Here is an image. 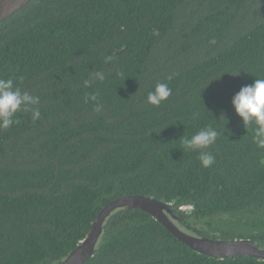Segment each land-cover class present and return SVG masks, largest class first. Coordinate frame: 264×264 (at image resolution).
I'll list each match as a JSON object with an SVG mask.
<instances>
[{"label":"trees","instance_id":"obj_1","mask_svg":"<svg viewBox=\"0 0 264 264\" xmlns=\"http://www.w3.org/2000/svg\"><path fill=\"white\" fill-rule=\"evenodd\" d=\"M0 78L40 111L0 129V264L63 261L105 207L133 195L171 205L190 235L264 248V149L231 105L264 78V0H32L0 24ZM159 83L171 95L153 106ZM207 127L220 135L204 168L181 138ZM85 264L264 261L201 254L122 208Z\"/></svg>","mask_w":264,"mask_h":264},{"label":"clouds","instance_id":"obj_2","mask_svg":"<svg viewBox=\"0 0 264 264\" xmlns=\"http://www.w3.org/2000/svg\"><path fill=\"white\" fill-rule=\"evenodd\" d=\"M215 43V41H212ZM113 56H108L105 63L112 61ZM122 75V74H121ZM105 75L102 71L91 74L90 80L84 81L86 87H90L92 81H103ZM171 79V77H169ZM171 95V89L166 83H159L154 90L148 93L147 102L153 106H159L166 101ZM97 101L96 95L86 97L88 100ZM39 97L32 95L27 91H22L19 87L14 86L12 79L0 78V129H8L14 123H17L15 117L20 111H31L32 119L35 121L40 116ZM232 108L235 114L241 120L247 130L249 126L254 131V143L257 147L264 149V78L255 79L251 85L242 87L231 100ZM102 105L96 107L100 111ZM221 116L224 115L222 114ZM225 119V118H224ZM220 135L214 128L207 127L196 132L191 138H181L183 148L187 151H196L199 153V160L204 168L211 167L215 162V157L204 151L216 142Z\"/></svg>","mask_w":264,"mask_h":264},{"label":"water","instance_id":"obj_3","mask_svg":"<svg viewBox=\"0 0 264 264\" xmlns=\"http://www.w3.org/2000/svg\"><path fill=\"white\" fill-rule=\"evenodd\" d=\"M32 0H0V24L23 9ZM128 208L131 210H142L156 218L165 226L178 240L201 254L213 258L229 259L238 257H249L264 261V248H261L251 240H220L205 237H197L182 231L174 221L178 216L172 206L150 197L133 195L120 198L100 213L94 224L90 235L63 261L57 264H85L91 259L96 251L99 239L103 232V224L115 211ZM182 210H189L182 208Z\"/></svg>","mask_w":264,"mask_h":264}]
</instances>
